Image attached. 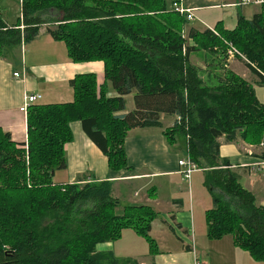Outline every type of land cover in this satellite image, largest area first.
Listing matches in <instances>:
<instances>
[{"label": "trees", "instance_id": "1", "mask_svg": "<svg viewBox=\"0 0 264 264\" xmlns=\"http://www.w3.org/2000/svg\"><path fill=\"white\" fill-rule=\"evenodd\" d=\"M21 2L16 24L0 15L1 56L17 61L13 49L31 43L46 25L74 62L103 61L105 78L99 85L96 72L77 74L69 83L73 101L29 106L27 143L14 141L0 128V264H136L97 248L121 239L127 228L143 236L156 254L150 231L157 212L152 207L120 208L110 179L60 183L54 175L68 166L71 122L81 121L113 172L132 168L125 149L129 130L163 127V114L176 117L164 130L168 143L182 138L186 153L206 172L213 200L206 215L209 237L231 234L237 246L264 262V206L241 183L229 159L221 157L219 141L240 137L259 144L264 103L254 86L230 69L218 75L217 85H208L202 68L191 60L200 49L224 51L229 39L246 57L238 58L264 81V9L252 19L239 15L231 30L220 22L214 26L217 33L191 28L188 37L195 44H187L189 19L170 9L167 0ZM111 89L116 94L109 96ZM129 94L135 108L123 112ZM28 177L31 186L24 183Z\"/></svg>", "mask_w": 264, "mask_h": 264}, {"label": "crops", "instance_id": "2", "mask_svg": "<svg viewBox=\"0 0 264 264\" xmlns=\"http://www.w3.org/2000/svg\"><path fill=\"white\" fill-rule=\"evenodd\" d=\"M180 3L192 9L194 15L184 28L187 35L191 28L203 32L218 22L227 30L234 29L239 15L252 19L264 9V2L243 4L242 0H181ZM19 4L22 8L21 0ZM0 6L4 21L9 25L16 24L21 12L19 15L11 13L9 0H0ZM42 39L47 45L45 50L37 47L31 49L34 43ZM13 50L17 61L13 56L0 55V128L10 132L16 142L27 143V114L20 110L26 95L40 93L43 99L39 103L44 104L67 103L74 99L73 87L69 83L77 74L96 72L97 83L100 85L104 82L103 61L74 62L68 57L66 44L55 40L46 26L41 27L40 34L31 43ZM214 57L220 59V53H215ZM222 62V71L230 69L244 77L254 86L258 99L264 103V96L261 95L264 81L258 73L241 58L228 60L225 57ZM200 67L204 72L205 66ZM15 72L19 75L15 76ZM115 94V91H110V95ZM134 108L135 104L132 109L127 107L123 112ZM165 117L175 116L163 114V127L129 130L125 149L132 168L113 172L109 168L108 157L85 133L81 121L70 123L74 137L65 145L68 166L61 170L66 177L58 182L72 183L80 178L88 181L110 179L113 181L112 194L120 200V208L124 205H147L157 212L150 231L157 244L156 254L151 253L147 240L131 228L123 230L121 239L127 237L129 243L124 252L116 247V241L100 243L97 248L101 251L112 250L116 257L135 260L136 264H196L197 259L203 264H264L255 260L249 251L237 246L231 234L220 238L209 237L206 215L213 207V200L205 186L206 175L194 186L193 174L190 180L182 174L178 161L184 153V156L187 154L185 142L177 138L173 145L168 143L164 130L169 126L165 125ZM219 141L221 157L229 159L241 183L253 192L257 204L264 206V151L258 145L245 143L240 137L236 141H227L222 136ZM182 183L188 185V195L185 197V191L180 187ZM196 194L202 197L204 203L195 206Z\"/></svg>", "mask_w": 264, "mask_h": 264}, {"label": "rangeland", "instance_id": "3", "mask_svg": "<svg viewBox=\"0 0 264 264\" xmlns=\"http://www.w3.org/2000/svg\"><path fill=\"white\" fill-rule=\"evenodd\" d=\"M10 1V4L12 6V8H10V12L11 13H16V14H20L21 12V4H19V0H9ZM172 0H167L169 6H170V9H174V1ZM9 5H7V8H8ZM176 11V10H175ZM42 15L44 16H47L49 13V11H43L41 13ZM16 18V17H14ZM13 18V19H14ZM46 25H44L43 27H45ZM53 29L57 27V24H52ZM184 35H185V38L187 39V44H195V41L194 40H191L187 33L184 31ZM229 41V39H228ZM40 41L34 43V45H32L31 49L34 50V48H42V50H45L46 46V42L45 40H41V42L39 43ZM224 40H223V44H224ZM227 44V43H226ZM225 45V44H224ZM227 48H228V44H227ZM227 48L225 47L224 51H222L221 49H218V48H213V51H210V54L208 53V50H205V49H200V50H197L196 52L193 53V56L191 54V60L193 61V63L197 64V65H203L205 66L204 67V79L206 81V83L210 86H215L218 84V81L216 80V78L218 79V75H224L228 70H224L222 71L221 67H223V62H222V59L223 58H227L228 60L229 59H235V58H238V57H235V58H229L228 57V54H227ZM215 53H220V56L221 58L219 59V57H214L215 56ZM208 60H210V62H208ZM220 67V68H218ZM20 69V68H19ZM21 73V72H20ZM216 80L215 84H213V82ZM112 92V89L110 90ZM261 95L264 96V91L261 92ZM109 96H110V92H109ZM127 98V96H126ZM127 107L128 109H132L134 107V104H135V101H134V95H130L127 99ZM126 109V108H125ZM27 114V113H26ZM176 117H165V125L166 126H172L175 122V119ZM5 131V130H4ZM179 138V136H178ZM248 144H251V143H248ZM251 145H258L260 146V148L262 149V151H264V138L263 140L259 143V144H251ZM264 154V152H263ZM185 155V153H184ZM183 155V157H185ZM262 168V167H261ZM262 173H264V170H262ZM206 175V172L202 169H200L199 171H196L195 173H193V180H194V186L195 184L197 185V182L199 183V181L201 180V178H203V176ZM62 177H66L64 174H62L61 170H57V177H55V181L58 182V180L62 179ZM26 185L28 186H31V180L29 179L28 177V180L24 182ZM183 190L182 191H185L184 193V197L188 195V185L187 183L185 184H181L180 186ZM196 188V187H194ZM199 189V187H198ZM204 190V188H203ZM187 191V193H186ZM197 195V194H196ZM196 200V203H195V206L201 204V203H204V201L202 200V197L197 195V199ZM124 239H119L121 241H116V247L119 249H121L123 252L128 248V240H126L127 237H123ZM126 240V241H124ZM103 248V246L101 247ZM105 249V248H103Z\"/></svg>", "mask_w": 264, "mask_h": 264}, {"label": "built area", "instance_id": "4", "mask_svg": "<svg viewBox=\"0 0 264 264\" xmlns=\"http://www.w3.org/2000/svg\"><path fill=\"white\" fill-rule=\"evenodd\" d=\"M181 1V0H180ZM180 1H176L174 2V8L176 11L185 14L187 16V18L193 19L194 15L192 13V9L190 8H185L183 7V5L180 3ZM251 2H255V3H262L264 2V0H242L243 4L246 3H251ZM0 11H1V6H0ZM215 33H217V31L215 30V28H211ZM228 44V48H227V54L229 58H235V57H241L246 59L245 55L242 54L234 45L232 42H227ZM15 76H18L19 73L15 72L14 73ZM41 99H43L42 94L40 93H32V94H28L25 96V100L23 102V104L20 107V110L24 113H27L29 106H31L32 104L38 103ZM180 167H181V172L182 174H184L185 178L187 179H191L192 174L199 170V167L197 166V164H195V162H193V160L191 159L189 153L186 154L185 157H182L179 159L178 161ZM196 264H203V262L199 261L198 259L196 260Z\"/></svg>", "mask_w": 264, "mask_h": 264}]
</instances>
